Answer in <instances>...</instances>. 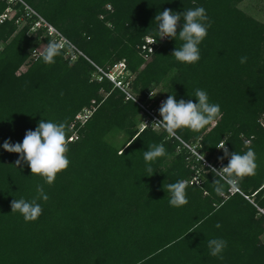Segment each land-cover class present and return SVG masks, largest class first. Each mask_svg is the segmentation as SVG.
Segmentation results:
<instances>
[{"label": "trees", "instance_id": "1", "mask_svg": "<svg viewBox=\"0 0 264 264\" xmlns=\"http://www.w3.org/2000/svg\"><path fill=\"white\" fill-rule=\"evenodd\" d=\"M22 1L86 57H65L68 45L54 64L40 54L18 73L54 39L45 27L32 30L37 16H28ZM22 1L0 0V15L17 9L0 23V264H264V21L239 6L244 0ZM196 7L206 10L211 26L199 45L201 59L182 63L171 53L183 41L160 39L154 18ZM22 17L27 23L20 28ZM148 37L155 43L145 58ZM123 60L126 81L135 74L132 89L150 108L168 95L197 102L199 88L222 115L200 131L178 129L175 137L163 128L140 130L146 112L138 102L103 73L100 81L92 78L97 67L109 71ZM87 110L85 120L77 118ZM42 119L67 125L70 164L51 185L27 164L16 167L19 154L2 147L5 140L22 142ZM184 142L216 168L221 143L239 154L251 147L255 174L240 181L239 191L225 185L217 193L216 178ZM161 143L166 155L151 162L149 173L143 153ZM179 180L188 182V203L172 207L167 185ZM37 185L49 199L37 200L42 215L25 222L10 204L32 201ZM210 239L227 242L222 258L210 255Z\"/></svg>", "mask_w": 264, "mask_h": 264}, {"label": "clouds", "instance_id": "2", "mask_svg": "<svg viewBox=\"0 0 264 264\" xmlns=\"http://www.w3.org/2000/svg\"><path fill=\"white\" fill-rule=\"evenodd\" d=\"M158 25V36L160 39H175L177 36L182 45L175 48L171 55L179 62L193 64L201 59L199 45L206 38L208 28L211 26L208 21L206 10L203 7L188 9L184 12H173L171 9H165L158 12L154 18ZM182 22V23H181ZM178 28L180 29L178 32ZM155 43V42H153ZM68 46V41L61 37L60 39H50L45 49L41 53L42 60L45 64H54L55 57L61 54V51ZM247 62V57H241L240 63ZM152 96V94L150 93ZM197 102L191 99L176 100L175 95H168L159 107V116L162 119L154 121L163 128L171 137L176 136V131L181 128H188L192 131H200L205 126L212 124L222 115L220 105L210 103L206 91L197 88L194 92ZM137 97L129 96L134 102ZM67 125L65 122L56 123L46 121L44 119L38 122L35 130H27L22 142L12 143L5 140L2 147L9 153L19 154V158L15 161V166L20 167L21 164H27L32 175L41 176L45 183L51 185L54 183L56 176L61 171L67 169L70 164L66 153L68 152L67 142ZM218 149H222L224 155L218 157L221 167L216 168L211 165L208 170L216 178L213 181L214 190L222 193L225 185L229 190L239 191L240 181L250 175L255 174L257 168L255 151L249 147L244 154L237 152H229L226 143H221ZM166 155L164 145L152 144L147 151H144L143 158L149 167L147 171L152 173L150 166L157 158ZM227 158V166H223V160ZM204 161V155L200 156ZM188 182L179 180L175 183L167 185V192L170 194L169 205L172 207H181L188 203L186 188ZM37 197L32 201L24 198L13 199L11 201V213L19 212L25 222H34L43 209L37 202L39 199L47 201L48 195L44 192L43 185H37ZM217 227H220L217 224ZM194 232V231H193ZM227 246V242L223 239H210L208 248L210 255L220 257V254Z\"/></svg>", "mask_w": 264, "mask_h": 264}, {"label": "built area", "instance_id": "3", "mask_svg": "<svg viewBox=\"0 0 264 264\" xmlns=\"http://www.w3.org/2000/svg\"><path fill=\"white\" fill-rule=\"evenodd\" d=\"M14 1V0H9ZM22 1V0H20ZM23 2V1H22ZM25 4L26 9L29 11L28 12V16H32V15H36L37 16V21L34 24V28L33 29H38V28H42L45 27L47 32L50 35H57L56 39H60L61 37L65 38L68 41V45H69V49H68V53L69 51L73 52L72 58L73 56H79V55H84V53L80 50H78L63 34L59 33L58 30L52 25L50 24L44 17H42L41 15H39L34 9H32L28 4H26L25 2H23ZM10 10L5 11L3 14L0 15V23L4 22L6 19H12L13 17H15V15L17 14V9L15 8H9ZM22 19V18H21ZM153 42H155V39L153 37H148L146 38V42L142 45V51L144 53L145 58L149 57V54L153 52L154 47H153ZM77 50L79 51L78 54L76 53ZM85 56V55H84ZM86 57V56H85ZM100 68V67H98ZM114 68H117L116 70H114ZM114 68H112L109 71H102L103 74L108 77L117 87H119L120 89H122L127 97L129 98V96L131 97H135L134 95H132L127 89V87L130 84V81L127 80L126 78L127 76L130 74L127 71V64L125 62V60L118 62L117 64L114 65ZM125 73V75H123ZM130 79V78H129ZM152 96L148 95V98L151 99L154 97V93L151 92ZM165 101V99H160L159 103H158V107H160L161 103ZM136 102H138V104L142 107V109L146 112V120L145 123L143 124L142 130L145 129L148 126H152L155 129H161V127H159L158 125H156L155 123L152 124L154 121L161 119V117L158 115V110L157 108H150V105H146L143 104V102L139 101L136 98ZM86 113V114H85ZM84 114H81V116L79 118L81 119H86V117L88 115H90V110L87 112H85ZM184 144L186 146H188L192 152L194 154H196V156L198 157L199 160L200 156H202V154H200L195 148L191 147L190 145H188L187 143L184 142ZM204 164L209 166L211 165V163L205 158L204 156ZM212 166V165H211ZM232 191H236V190H232ZM247 198H249L248 196H246ZM260 211L262 213H264V209L259 208Z\"/></svg>", "mask_w": 264, "mask_h": 264}, {"label": "rangeland", "instance_id": "4", "mask_svg": "<svg viewBox=\"0 0 264 264\" xmlns=\"http://www.w3.org/2000/svg\"><path fill=\"white\" fill-rule=\"evenodd\" d=\"M239 6L243 9V10H245L246 12H248L249 14H251V15H253V16H255L256 18H258L259 20H262V21H264V0H244L243 2H241L240 4H239ZM103 17V16H102ZM23 18V17H22ZM27 20L26 19H24L23 18V21H22V24H21V26H20V28L22 27V25H24L25 23H27L26 22ZM55 27V26H54ZM19 28V29H20ZM56 28V27H55ZM36 29V28H35ZM35 29H32L33 31L35 30ZM57 29V28H56ZM58 30V32L59 33H61V34H63L59 29H57ZM64 35V34H63ZM54 39H56L57 38V35H51ZM45 46V44L43 43L42 45H41V47H40V49H35L34 50V52L32 53V55H31V57H30V59H28L27 60V62L26 63H24L22 66H21V68L18 70V73H22V72H25L27 69H28V67L30 66V64L34 61V60H36V58L38 57V55H40L42 52H43V49L45 48L44 47ZM1 48H2V46H1ZM81 51V50H80ZM78 50H77V54H78ZM70 54H72L73 55V52H71V51H69V53L67 52L66 53V55H65V57H68ZM78 57L76 56H73V60L75 61L76 59H77ZM95 65V64H94ZM114 68V67H113ZM117 68H114V70H116ZM102 71H105V69H103V68H98L97 67V72L96 71H94V73L92 74V78L93 79H95V78H97V76H98V80L100 81L101 80V75L100 74H98V73H103ZM123 75H125V73L123 74ZM135 77V74L133 73V75H131V77H130V79H128L129 81H130V83H131V80L133 79ZM128 89V91L132 94V95H134L135 97H138V100L140 101V98H139V96L133 91V89H132V85L131 84H129V86L127 87ZM158 89H155L154 90V92L156 93V94H158ZM101 93L103 94V93H105V91L104 90H102L101 91ZM156 94H154V95H156ZM95 101V100H94ZM94 101L92 102V103H94ZM159 103V102H158ZM158 103L154 106L155 108H159L158 107ZM152 104H154V103H152ZM151 104V105H152ZM144 113H142V115H143ZM81 116V113H79L78 115H77V118H79ZM142 118H143V120H141L139 123H138V128L140 129V130H142V127H143V124L145 123V120H146V115L144 116H142ZM71 140V139H70Z\"/></svg>", "mask_w": 264, "mask_h": 264}, {"label": "bare ground", "instance_id": "5", "mask_svg": "<svg viewBox=\"0 0 264 264\" xmlns=\"http://www.w3.org/2000/svg\"><path fill=\"white\" fill-rule=\"evenodd\" d=\"M127 71H128V69H127ZM129 72V71H128ZM85 113V112H84Z\"/></svg>", "mask_w": 264, "mask_h": 264}]
</instances>
